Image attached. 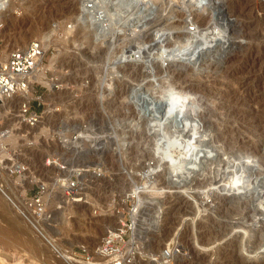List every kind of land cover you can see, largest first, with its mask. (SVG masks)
Wrapping results in <instances>:
<instances>
[{
    "label": "rangeland",
    "instance_id": "1",
    "mask_svg": "<svg viewBox=\"0 0 264 264\" xmlns=\"http://www.w3.org/2000/svg\"><path fill=\"white\" fill-rule=\"evenodd\" d=\"M6 1H10L9 12L0 19V48L10 50L52 32L42 82L45 100L54 113L35 129V143L25 150L31 169L44 180H52L58 169L47 165L46 158L59 155L71 166L97 164L104 171L99 178L84 172L83 176L94 179L87 188L89 202L66 205L53 200L55 207L64 206L56 214L58 228L54 230L61 242L69 246L86 242L94 247L119 225L117 208L132 206L133 194L134 206L138 203L148 222L141 231L143 245L159 250L179 235L189 251L174 264H264V221L256 227L252 224L264 210V0H202L195 8L185 6V12L195 16L206 13L210 1L214 3L219 9L215 14L235 26L231 35L236 42L225 45L222 54L202 55L197 64L171 66L145 58L118 63L129 49L155 48L154 34H142L148 26L156 30L159 25L165 32L170 22L181 18L165 13L166 19L172 17L168 25L153 23L164 9V0H137V8L125 6L116 30L106 11L105 39L95 49L75 21L79 0ZM121 2L109 4L115 9ZM22 34L26 37L19 39ZM171 39L162 43L168 51L190 46L177 35ZM132 91H139L143 99H164L175 111L167 112L169 118L183 112L188 127L184 132L180 123L159 127L157 115L137 111ZM84 123L94 130L78 142V148L60 142L70 140ZM193 145L200 146L186 156ZM172 158L188 159L175 183L167 173ZM236 172L242 185L236 194L226 197L213 191V186L230 182ZM3 261L65 264L0 191V264Z\"/></svg>",
    "mask_w": 264,
    "mask_h": 264
},
{
    "label": "built area",
    "instance_id": "2",
    "mask_svg": "<svg viewBox=\"0 0 264 264\" xmlns=\"http://www.w3.org/2000/svg\"><path fill=\"white\" fill-rule=\"evenodd\" d=\"M92 4L90 1L89 6ZM46 53L43 39L37 37L10 50L0 48V191L65 264H174L178 255H188L179 235L168 239L159 250L152 251L143 245L137 237L138 210L133 194L132 206L117 208L116 215H121L119 225L109 229L94 247L86 242L64 245L54 234L58 228L56 214L64 206L55 207L53 200L58 198L66 205L89 202L87 188L94 179L83 176L84 172L99 178L104 171L97 164L71 166L59 155H51L46 164L58 171L52 180H44L25 157L26 148L37 138L35 129L46 113L43 82L34 79ZM90 125L84 123L80 129L89 132L93 128ZM60 127L62 131L65 125ZM79 131L71 134L70 140L63 138L60 142L70 143Z\"/></svg>",
    "mask_w": 264,
    "mask_h": 264
},
{
    "label": "bare ground",
    "instance_id": "3",
    "mask_svg": "<svg viewBox=\"0 0 264 264\" xmlns=\"http://www.w3.org/2000/svg\"><path fill=\"white\" fill-rule=\"evenodd\" d=\"M90 1L93 2L92 6H89ZM111 1L110 0H79V11H78V15L76 16L75 21L77 23V27L79 30H84L85 32H87V38L89 39V42H90L89 44L92 47H94V49H95L96 43L98 44L100 40L105 39V30H106L105 29V12L106 11L109 13L111 18H113L114 26H115V27H113V29L116 30V28L119 27V24H120L119 20L121 19V13L124 12L125 6H128V7L129 6H132V7L135 6L136 8L139 6V3H137V0H121L122 2L120 4L117 3L115 9L114 8L112 9L111 8L112 3L109 4V2H111ZM151 1H153V0H151ZM235 1L236 0H229V3H233ZM8 2H10V1L0 0V19L3 16H6L7 12H9V10L7 8ZM199 2H202V0H164V1H162L163 4L161 6H162V8H164V9H161V11H160L162 16L160 15V17H158L155 21H153L154 24H163L164 26L168 25L167 23L170 22L169 20H171L172 17H170L171 19H168V18L166 19V17L169 14L171 15V13H172L173 17H181V18L178 20H174V21L170 22L169 25H171V24L172 25L168 30H167V28L166 29L163 28L165 32L160 31L162 29H161V27H159V25H158V28L156 30H154L155 27H154V29L151 30L148 26L147 27L148 29H146L144 33L142 32V34H146V35H148L150 33L154 34V36H153L154 37L153 38L154 39V43H153L154 45L153 46H155V48L154 49H129V51L124 52L123 55H121V57L118 59V63H131V62L138 63L143 58H145L146 61L149 63H153V62L159 63L158 61L167 62L166 63L167 66L175 65L177 63L188 64V63L193 62V63L197 64L200 61L201 56L202 55H208L207 54L208 52L214 53V54L215 53L222 54L225 50V45H227V44L230 45L231 42H233V43L236 42L231 35V32L233 33L235 30V26L230 27V25H231L230 22H229L230 24L229 23L225 24L224 21H226V20H223L225 18H223V19L219 18V15L217 16L215 14V12L219 11V9L211 1L209 2V4H210L209 8L210 9H208V11L206 13H204L205 12L204 11V12H201V14L198 13V15L194 16L193 13H190L188 15L185 12V10H184L185 6H188V9H192V8H195L199 4ZM248 3H249V1H248ZM218 7H220V6H218ZM238 9H237V12L240 10V9L239 10ZM244 9H245V6H244ZM10 10H11V7H10ZM165 13L167 14V16L164 15ZM235 14H236V11H235ZM163 16H165L164 19H162ZM227 16H229V15H227ZM221 19L223 20L224 23L221 22ZM228 19H230V16L228 17ZM159 20H162V23H158ZM202 22L204 23V25L207 24V26L205 25L206 27H203ZM187 25H192V27L189 28ZM179 27H182V29H178ZM174 29H176V30H174ZM153 30L155 32H153ZM130 31L132 32L133 29H131ZM51 34H52V32H48L41 37L45 43L46 51H48L50 49L49 47H50V42H51V37H52ZM175 35H177V38H179V39H184V41H188L187 43L190 46L187 49H181V50L175 48L176 50L173 49L172 51H168L167 49H165L162 43H164V41H166L167 39H171ZM18 37H19V39L25 38L26 34H22L21 36H18ZM189 39H191V40H189ZM159 44H162V46L160 48L157 47ZM135 58H137V59H135ZM252 61H254V60H252ZM39 66H40V70L35 74L34 79L42 82V79L46 75L44 58L40 61ZM138 89H140V88H138ZM137 93L133 92V91L131 93L132 94L131 98H133V97L135 98V100H134L135 104L134 105H136L137 111L145 113V115H148V116L157 115V116H155L154 119L157 121L159 127L160 126L163 127V125H166L167 123H172L173 125H175V123H177V124L180 123L181 124V130L183 132H184V129L186 127H188V124L190 122L188 121V117H184V115L186 116L185 113L176 112L178 114V116L176 118L170 119L169 118L170 115L167 114V112L171 111L172 113H175V111L171 110V108H170L171 106L168 107L169 104L166 105L167 102L165 103L164 99L149 100L150 98H149V96H147L149 98V99L148 98L147 99L150 101V102L148 101L149 103H147V99H145L146 97L143 99ZM168 108H169V110H168ZM172 109H173V107H172ZM51 111H52L51 104L47 103L46 113L44 114L42 121L39 123V125H38L39 127L45 122L47 117L51 115L50 113H54V111L53 112H51ZM159 114H162V116L159 117L158 116ZM180 124H178V125H180ZM153 127H155V126H153ZM153 129L154 128H150L151 131ZM89 130H90L89 132H86L85 130H80L78 136L75 139L71 140L70 144H74L78 148V146H79L78 142L81 143V141L87 136L86 134H89L90 132L93 131L91 128ZM159 130H160V128L157 131H159ZM151 131H150V133H151ZM154 132H156V130ZM158 133H160V132H158ZM178 136L180 137V135H178ZM181 141H182V139H181ZM124 142H126V141H124ZM179 142H180V140L178 141V143ZM200 142H201V140H200ZM122 145H125V143ZM180 145H181V142H180ZM199 146L193 145V147H191L189 150L187 149L186 156H188V154L191 155V153L194 152L195 148H197L196 150H198ZM183 158H185V157H183ZM186 159L176 161L172 158V160H170L172 164L170 163L171 165L169 166L168 172H167L168 177H169L168 179L170 182L171 181L174 183L177 182L178 178L180 177V173L183 174L184 167L188 166V165H186V164H188V161H187L188 159L187 160ZM190 169H192V168H190ZM190 169H188V170L190 171ZM236 174L237 175L230 182L222 183V184H218L216 186H213V191H215V193H218L219 196L236 194V190L238 189V186L241 185L240 184L241 183V178H240L241 176L239 175L240 173L236 172ZM187 175H186V177H187ZM186 177H185V179H187ZM180 180H182V179H179V181ZM174 183H173V186H174ZM237 195H239V193ZM226 197H228V196H226ZM137 204H136V208L138 210V213H137L136 223L139 220L141 222V224H139V222H138L139 225H137V237L139 239H142L141 231L142 232L145 231L143 229L144 228L143 225L146 223L145 218H144L145 211L143 212L141 207H140V209H138ZM262 204H260V205L262 206ZM260 221H264V210L261 213V217H260V215L256 216V219H254V222L252 224L254 225V227H256ZM146 227L149 228L148 226H146ZM3 233L5 234L4 231H3ZM143 238H144V236H143ZM178 256H183V255L180 254ZM3 263L7 264L4 261H3ZM3 263H1V264H3Z\"/></svg>",
    "mask_w": 264,
    "mask_h": 264
}]
</instances>
